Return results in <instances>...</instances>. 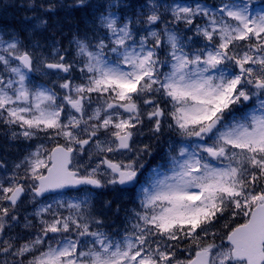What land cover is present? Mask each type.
Returning a JSON list of instances; mask_svg holds the SVG:
<instances>
[{
    "label": "snow or ice",
    "instance_id": "6c2138e0",
    "mask_svg": "<svg viewBox=\"0 0 264 264\" xmlns=\"http://www.w3.org/2000/svg\"><path fill=\"white\" fill-rule=\"evenodd\" d=\"M27 7L26 34L0 28V128L29 142L0 152V264H264V0ZM70 8L86 30L43 38ZM156 146L171 175L109 226L95 190Z\"/></svg>",
    "mask_w": 264,
    "mask_h": 264
},
{
    "label": "trees",
    "instance_id": "16d2710c",
    "mask_svg": "<svg viewBox=\"0 0 264 264\" xmlns=\"http://www.w3.org/2000/svg\"><path fill=\"white\" fill-rule=\"evenodd\" d=\"M0 2L4 3L1 0ZM14 2L15 4L12 6L7 7L5 6V4H3V6L0 7V23L9 22V20H11V22L9 23H12L13 25L15 24L18 30H20L22 33H25L27 32V30L28 31L30 30L31 26H28L22 20L21 11L18 10V6H17L20 0H14ZM133 2H135V0H133ZM13 6L14 9L12 8ZM83 15H84V11L82 9H77L69 13L67 16L60 18V21L58 22V27L52 24L50 17H46V19H50V23H49V28L46 31L42 32L43 38L50 40L52 36L55 35V37L59 39L62 42V44H64L65 39L67 38L66 36H68L73 32L81 31L80 28L82 23L84 22ZM61 32L63 33V35H60ZM7 143L8 142H5V140L2 139V136H0V152H3L5 149H7L8 156H11L13 154V151H11L9 147L7 148L5 147ZM160 153H164L163 148L161 149ZM112 202H113L112 209L110 210L111 213L109 214L116 217L115 208L116 206H118V203L115 202V200H113ZM128 207L129 209L132 208V206H128Z\"/></svg>",
    "mask_w": 264,
    "mask_h": 264
},
{
    "label": "rangeland",
    "instance_id": "374dc122",
    "mask_svg": "<svg viewBox=\"0 0 264 264\" xmlns=\"http://www.w3.org/2000/svg\"><path fill=\"white\" fill-rule=\"evenodd\" d=\"M3 1H5L7 4H9L8 0H3ZM36 2H37V4H39L41 2V0H36ZM71 2H72V0H65V3L71 4ZM98 2H102V0H90V3H98ZM22 7L25 8V6L23 4H22ZM71 9L72 8L61 10L62 13H59V11H60L59 10L56 16H59L60 14H61V16H64L66 14V12L68 10H71ZM34 15H36V13H34ZM35 22L36 21L34 19L33 23H35ZM0 136H4L6 138V136L4 135V129L3 128H1ZM7 142H8V144L6 145V147H10V150L13 151V155L11 156L12 158H10V156H8L9 162H12V161L18 160L19 158H22L23 155H25L26 152L29 150L28 149V143L29 142H25V141L12 142V141H9L8 139H7ZM166 175H171V172L169 174H165V175H162L161 173H159L158 175H154L152 177V179L149 181L150 183L143 186L142 188H150L157 181L163 180ZM73 194H75V193H73ZM116 196L119 200H125L129 196V193L128 192H118ZM28 210L31 211V208H29Z\"/></svg>",
    "mask_w": 264,
    "mask_h": 264
}]
</instances>
